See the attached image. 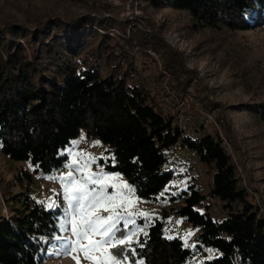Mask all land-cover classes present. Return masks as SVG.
Wrapping results in <instances>:
<instances>
[{"label": "trees", "instance_id": "obj_1", "mask_svg": "<svg viewBox=\"0 0 264 264\" xmlns=\"http://www.w3.org/2000/svg\"><path fill=\"white\" fill-rule=\"evenodd\" d=\"M87 1L88 12L43 13L27 21L4 17L0 1L2 152L27 162L37 174H53L68 163L65 150L84 133L107 148L109 156L100 158L104 171L122 173L136 195L148 200L157 199L174 179L173 170L165 167L166 149L182 143L210 175L208 191L198 183L189 185L179 194L182 206L174 210L200 230L194 242L169 236L162 220H155L138 241L111 251L127 256L130 264H193L199 255L205 259L198 264H264V216L251 194V180L243 182L225 142L228 138L239 151L223 111L218 116L221 130L209 129L199 117L181 126L175 114L164 113L140 77L133 50L139 48L143 64L150 60L158 69L160 62L171 72L170 88L177 95L201 88L198 72L187 67L184 55L167 43L151 18H122L115 6L106 3L99 10L95 0ZM151 2L157 9L188 12L189 27L196 33L264 25V0ZM250 13L257 15L250 20ZM112 29L118 33L112 35ZM198 98L210 112L222 106L208 93ZM242 106L264 121V98ZM210 199L223 204L222 219L212 214ZM12 200L19 204L14 213L6 218L0 214V264H44V237L59 231V211L47 210L28 193ZM210 250L217 254L210 256Z\"/></svg>", "mask_w": 264, "mask_h": 264}, {"label": "rangeland", "instance_id": "obj_2", "mask_svg": "<svg viewBox=\"0 0 264 264\" xmlns=\"http://www.w3.org/2000/svg\"><path fill=\"white\" fill-rule=\"evenodd\" d=\"M0 1L4 4V17L8 16L21 21H27L28 17L33 18L35 15L43 13L76 16L89 11L87 6L89 3L88 1L85 2L86 0ZM95 1L99 10H104L103 5L106 3L117 7L122 18H134L135 15L151 18L161 28L167 43L184 55L187 67L198 72L199 80L202 83L201 88L192 87L185 94L177 95L175 90L170 88L171 72L163 68L160 62L158 69L150 60L147 61V64H143L144 59L139 53V48L136 47L133 50V54L138 58L140 77L153 90L164 113H173L172 109L178 104L177 98L180 99L187 95L190 100L192 98V101H197V106L212 114L215 122L212 120L211 123L210 120L207 121L201 116H194L191 120L199 117L207 122L209 129L211 126H215L221 130L222 126L218 116L220 111H223L230 131L238 142L239 151L236 152L228 138H225V142L234 160L239 164V172L243 177V182L248 183L249 179L251 180L254 186L251 188V194L261 206L264 216V121L254 112L242 106L245 103L264 98V25L249 30H231L226 27L205 28L196 33L189 27L191 16L186 11L172 7L157 9L151 0ZM18 3H22L21 7L18 6ZM249 15L250 20H252L257 13H250ZM110 33L115 35L118 31L112 29ZM20 42H23V39H20ZM151 53L158 59L154 52ZM160 72L163 76H160ZM174 93L177 97L174 96ZM204 93H208L211 99L220 102L222 106L215 108L212 112L206 110L198 98ZM235 105L237 108L234 107ZM76 141H79L78 145L74 144ZM95 141L97 140L88 139L84 133L74 139L71 146L65 150L69 156L68 163L53 174H37L30 164L11 160L0 148L1 216L6 218L12 215L14 207L19 205L12 200V197L23 196L26 193L47 210L59 211V231L53 236L44 237V243L48 249L43 253L44 264H77L76 259L73 258L76 255H79L80 264H96V261L85 259L83 252L66 254L63 240L55 239L62 237L75 240L71 231L62 230V223L65 220L64 209L67 206V201L64 199L63 183L58 178H51L67 177L71 171L77 180L81 179V174L75 171V167H68L74 159L69 154L70 152L91 154L96 157V161L91 165L90 171H103L112 176L119 175V183L127 182L134 189L131 199L135 201V204L130 210L137 214L127 217L134 223H129L125 228L124 221H121L118 225L120 231L116 233L117 238H122L134 231L135 235L132 236L130 243L132 244L138 241L139 236L146 232L152 222L162 220L169 236H179L187 243L192 244L194 235L200 230H195L183 219L177 217L174 210L182 206L183 200L179 194L186 190L189 185L198 183L205 190L208 191L209 189L210 175L207 174L206 166L200 162L197 155L182 143L173 146L172 151H166L167 163L165 167L173 170L175 177L157 199L144 200L136 195L135 187L122 173L104 171L103 166L100 165V158L108 157L109 153L101 142L99 145H95ZM174 159H181L182 164L174 163ZM75 163L83 164L79 155L75 157ZM243 166L246 167V171H243ZM87 171L89 169H85V172ZM26 172L31 174V180L27 178ZM108 191L111 193L114 189L109 188ZM209 201L212 205V214L222 219L225 216L223 204L214 199ZM141 212L147 215H139L138 213ZM99 214L108 215L109 213L101 211ZM65 227L70 229L71 226L65 224ZM93 239L99 240L102 237L95 236ZM216 254V250H210V256ZM93 255L100 256L101 253H93ZM204 259L205 257L199 255L192 260V263L198 264ZM123 264L130 263L124 261Z\"/></svg>", "mask_w": 264, "mask_h": 264}, {"label": "snow or ice", "instance_id": "obj_3", "mask_svg": "<svg viewBox=\"0 0 264 264\" xmlns=\"http://www.w3.org/2000/svg\"><path fill=\"white\" fill-rule=\"evenodd\" d=\"M74 144L78 145L79 141ZM94 144L99 145L100 142L95 141ZM69 154L74 159L68 167H75V171L81 174V179L77 180L71 171L67 177L51 178H58L63 183L64 199L67 201V206L64 209L65 220L62 223V230L71 231L75 240L62 237L55 239L63 240L66 254L83 252L85 259L96 261V264H123L128 260V257L113 253L110 249L129 245L132 236L135 235L133 231L122 238L116 236V233L120 231L118 225L121 221H124L125 228L129 223H134L127 219V217L137 214L130 210L135 204V201L131 199L134 189L127 182L119 183V175L112 176L103 171H90L91 165L96 161V157L91 154L85 152L79 154L70 152ZM77 155L82 158V165L75 163ZM85 169H89V171L85 172ZM109 188L114 191L109 193ZM49 206L51 207V205ZM101 211L109 214L101 215L99 214ZM138 214L147 215L143 212ZM65 224L70 225V229L65 227ZM95 236L102 237V239L95 240L93 239ZM132 252L135 253V249H132ZM93 253H101V255L96 256ZM73 258L76 259L77 264H80L79 255ZM139 264H143V261H140Z\"/></svg>", "mask_w": 264, "mask_h": 264}, {"label": "built area", "instance_id": "obj_4", "mask_svg": "<svg viewBox=\"0 0 264 264\" xmlns=\"http://www.w3.org/2000/svg\"><path fill=\"white\" fill-rule=\"evenodd\" d=\"M174 96L177 97L174 93ZM186 96V97H185ZM183 96L182 98H177L178 104L175 105V108L172 109L173 114L176 115L178 123L185 127L186 123L192 119L194 116H201L207 119V121L210 120L212 123V120L215 122L212 114L205 112L204 109H202L200 106H197V101L191 100L187 98V95ZM197 104V105H196ZM190 110H189V109ZM173 146L166 149V151H172ZM174 163L176 164H182L181 159H174ZM261 207V206H260ZM262 209V208H261Z\"/></svg>", "mask_w": 264, "mask_h": 264}]
</instances>
